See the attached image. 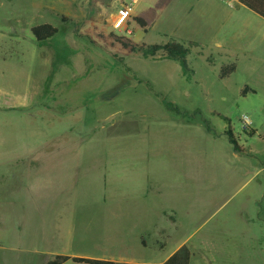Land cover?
<instances>
[{
  "label": "rangeland",
  "instance_id": "rangeland-1",
  "mask_svg": "<svg viewBox=\"0 0 264 264\" xmlns=\"http://www.w3.org/2000/svg\"><path fill=\"white\" fill-rule=\"evenodd\" d=\"M129 1L0 0V158L24 160L0 167V264L183 246L190 264H264V34L233 0ZM42 24L58 33L38 42Z\"/></svg>",
  "mask_w": 264,
  "mask_h": 264
},
{
  "label": "trees",
  "instance_id": "trees-1",
  "mask_svg": "<svg viewBox=\"0 0 264 264\" xmlns=\"http://www.w3.org/2000/svg\"><path fill=\"white\" fill-rule=\"evenodd\" d=\"M239 2L246 6L248 9L254 11L255 13L264 18V0H239ZM136 20L139 24L142 25V27H144V23L142 20ZM57 33L58 29L50 24H42L32 28V34L38 42L47 41L48 39L54 37ZM119 43L123 46L125 50L131 53H143V55L149 57H154L157 55L158 52H162L168 59L186 62V57L189 55V49L183 44L175 41L164 45H152L149 48L143 50H138L136 46L131 45V43L125 38H119ZM235 70V64L226 66L222 69L221 77L224 78ZM249 91L250 89L246 87L243 90V94L245 95ZM228 136L230 143L233 144L235 147V151H239L237 142L234 140L232 131H228ZM191 259V251L186 246H183L162 264H190ZM68 261H73L75 263L82 264H135L126 262H116L111 260L93 259L87 257H73L67 255H57L53 260L47 262L46 264H64Z\"/></svg>",
  "mask_w": 264,
  "mask_h": 264
},
{
  "label": "crops",
  "instance_id": "crops-1",
  "mask_svg": "<svg viewBox=\"0 0 264 264\" xmlns=\"http://www.w3.org/2000/svg\"><path fill=\"white\" fill-rule=\"evenodd\" d=\"M235 3H237L238 5L236 6L237 8H244V9H248L246 6H244L243 4H241L239 2V0H233ZM250 11V14H248L247 16L250 17L253 21H255V23L258 25V30L261 31L264 34V18L261 17L260 15H258L257 13H255L254 11L248 9ZM25 158L27 163H40L41 158L38 156H30ZM49 159V158H48ZM23 158L21 157H10V158H0V167L2 166V164H9V163H17V162H23ZM62 163V164H69L71 162H75V163H82V157H78L75 160H71V158H59L57 160L56 163ZM80 169L82 168V166L80 165L79 167ZM66 169L69 171V166L66 167ZM4 175L3 173L0 172V187L2 185V181L4 180ZM0 190L4 191L5 193H3L2 195L6 194V190L3 188H0ZM9 191V190H8ZM11 195L17 196V195H21V191L17 190L15 188H12V190L9 191ZM1 195V194H0ZM18 199L16 197L11 198L9 201L11 202L10 204H16V201ZM7 199L5 198V196L0 197V210H4L6 205H7ZM5 220V218H4ZM4 236L2 234H0V238H3ZM89 258V257H87ZM94 259V258H93Z\"/></svg>",
  "mask_w": 264,
  "mask_h": 264
},
{
  "label": "built area",
  "instance_id": "built-area-1",
  "mask_svg": "<svg viewBox=\"0 0 264 264\" xmlns=\"http://www.w3.org/2000/svg\"><path fill=\"white\" fill-rule=\"evenodd\" d=\"M139 0H130L126 5H125V10L123 13L125 15H129L133 11V6L138 3ZM126 17H123L122 15L118 14V24L124 23Z\"/></svg>",
  "mask_w": 264,
  "mask_h": 264
}]
</instances>
